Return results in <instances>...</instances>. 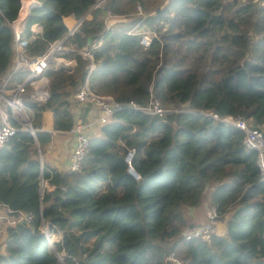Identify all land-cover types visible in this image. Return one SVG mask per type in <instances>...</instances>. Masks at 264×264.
<instances>
[{"label":"trees","instance_id":"obj_1","mask_svg":"<svg viewBox=\"0 0 264 264\" xmlns=\"http://www.w3.org/2000/svg\"><path fill=\"white\" fill-rule=\"evenodd\" d=\"M27 1L0 0V81L14 54L11 24L21 26ZM37 1L20 29L29 60L65 38L64 17L81 22L61 53L74 66L50 59L42 74L48 98L24 95L34 135L18 129L0 148V205L33 214L29 224L6 227L0 264H61L60 251L64 264H264V180L256 153L243 147L242 131L200 113L264 125V0H104L95 8L98 0ZM138 5L144 15L135 22L155 33L149 46L122 24H105V12L124 16ZM35 23L38 34L30 29ZM94 44L91 90L120 104L143 105L153 95L183 111L158 116L121 108L90 138L80 168L59 171L38 156L52 135L41 130L42 115L52 111L56 131L74 125L69 97L88 72L79 51ZM28 73L17 72L12 83ZM88 109L80 112L83 122ZM132 149L137 179L125 160ZM41 180L53 188H42ZM209 185L210 207L225 232L186 240L192 225L184 209L198 206ZM44 224L61 240L50 244Z\"/></svg>","mask_w":264,"mask_h":264},{"label":"built area","instance_id":"obj_2","mask_svg":"<svg viewBox=\"0 0 264 264\" xmlns=\"http://www.w3.org/2000/svg\"><path fill=\"white\" fill-rule=\"evenodd\" d=\"M104 0H98L95 6L102 3ZM140 8V6H137ZM108 15H111L110 11H107ZM81 20H75V23L68 26L67 34L65 38L58 41L55 47L51 51L37 56L34 59L29 60L25 54V46L27 39H23L20 35V28H14V54L11 62L10 70L7 74L1 76L0 81V148L8 142V140L15 134L18 129L29 131L34 134L32 127V110L26 105L24 101V95H29L32 100L43 102L48 98L49 81L47 77L43 76L44 70L47 68L50 59H55L63 66H71V60H67L61 56V53L68 50L64 46V40L72 35ZM33 34H38L41 31V27L38 24H33L30 27ZM140 42L144 46H149L155 33H140ZM98 44H94L92 47H83L79 52L88 61V72L84 81L79 89L72 95V98L78 103H87L95 106L99 109V115L95 119V122H83L78 120L69 129L71 133L75 135V141L72 151L69 155L67 170L76 171L80 168L81 162L86 157L89 150V141L92 136L97 134L96 129L109 123L113 118L116 111L121 108L127 107L144 114H152L163 116L168 112L183 111L182 109H170L163 106L159 100L150 95V99L146 104L140 105L130 100L128 103L120 104L114 100L111 95H101L91 90L89 86L90 73L96 68V63L93 57V48H96ZM53 50L57 54L53 56ZM75 64V62H74ZM29 69L28 75L22 82L12 83L14 75L23 70ZM195 112V110H186ZM200 113L212 118L216 122H222L227 125L234 126L243 132V147L250 151L253 150L256 153V163L260 171L261 179L264 180V125H256L250 118L238 115H219L212 111H200ZM12 121H15L18 126L14 125ZM134 154V150H130L125 157L128 163V171L134 177L138 178L139 175L132 173L131 159ZM134 170V169H133ZM41 187H46V180H41ZM63 189V188H62ZM0 219L4 220L5 224H0V237L5 233L6 227L13 226L18 223L29 224L33 219L31 212L22 210H10L6 209L4 214L0 215ZM220 220L218 213L214 207H210L206 212V221L203 224L189 227L183 232V237L186 240L202 239L209 240L212 235H222L223 231H220ZM45 237L52 244L54 241L61 240V232L53 231L48 228L46 224L41 227ZM56 256L61 261L65 256V253L60 251L56 252ZM171 260V257H168ZM173 264H182L179 261H175Z\"/></svg>","mask_w":264,"mask_h":264},{"label":"crops","instance_id":"obj_3","mask_svg":"<svg viewBox=\"0 0 264 264\" xmlns=\"http://www.w3.org/2000/svg\"><path fill=\"white\" fill-rule=\"evenodd\" d=\"M22 2V0H21ZM28 3L31 5L28 7V11L25 15V19L22 21L21 26L19 28L21 29L24 26V23L26 21V18L29 14V10L32 5L37 4V0H28ZM23 3V2H22ZM23 6V4H22ZM20 14V12H19ZM86 17H90V13H87ZM75 18L73 16H67L64 17V22L66 26H71L75 23ZM14 22H12V27L13 29L15 28ZM71 66H74V63H71ZM69 102L73 106V111H74V117H75V122L78 120H81L79 118L80 112L82 108L86 105H89L88 112L86 114V122H95V119L99 115V109L95 106H92L87 103H78L74 98L69 97ZM0 123H1V117H0ZM101 128V127H100ZM100 128H97V136L100 134ZM42 131H49L52 132L51 135V140L45 145L43 148V152L40 153L41 157V163L42 161L45 162L46 164H49L50 166L56 168L59 171H66L67 170V164H68V159L69 155L72 151L74 141H75V135L71 133L69 130L67 131H56L53 129V113L50 110L44 111L42 115ZM48 189H52L53 187H50V185H47ZM214 186L209 185L206 187V189L203 191L202 196H201V202L198 206L195 207H187L184 209V214L187 219V221L192 225L196 226L199 224H203L206 221V212L210 208V194L211 191L213 190ZM206 195V198H205ZM7 209V207L0 205V210ZM3 214L0 212V215ZM220 231H225L223 226H219ZM2 240L0 244V253H4V240H5V233L2 235L0 238ZM182 263V262H180Z\"/></svg>","mask_w":264,"mask_h":264},{"label":"rangeland","instance_id":"obj_4","mask_svg":"<svg viewBox=\"0 0 264 264\" xmlns=\"http://www.w3.org/2000/svg\"><path fill=\"white\" fill-rule=\"evenodd\" d=\"M246 0H238V2H244ZM232 3V1H230ZM143 8H136L131 14L128 15H124V16H120V15H108L107 12H105L104 14V19H105V24L106 26H112V25H119L122 24L124 29L130 31V32H137V33H154L152 31L149 30H144V26L141 24V20L136 21L138 18L140 19L141 17H143ZM55 47V46H54ZM53 61L55 62V65H62L60 63H58L55 59H53ZM72 63H74V61L71 60ZM63 66V65H62ZM67 67V66H66ZM39 159L41 160L40 157V153H38ZM206 198V195H205ZM1 213L4 214L3 209L0 210ZM221 226H223V228L225 229V221L224 220H220ZM0 224L4 225L5 222L4 220L0 219ZM225 232V231H223ZM2 237V236H1ZM0 237V238H1ZM2 240H0V244H1ZM61 264H64L63 261L61 260Z\"/></svg>","mask_w":264,"mask_h":264},{"label":"water","instance_id":"obj_5","mask_svg":"<svg viewBox=\"0 0 264 264\" xmlns=\"http://www.w3.org/2000/svg\"><path fill=\"white\" fill-rule=\"evenodd\" d=\"M21 8H22V6H21ZM21 10V9H20ZM56 51V50H55ZM55 51L53 50V53H55ZM34 135V134H33ZM132 171V173H134V175L136 174V171L135 170H133V168L131 169Z\"/></svg>","mask_w":264,"mask_h":264}]
</instances>
